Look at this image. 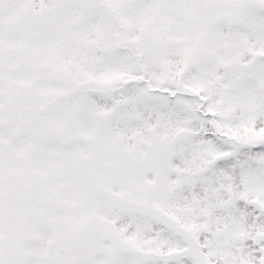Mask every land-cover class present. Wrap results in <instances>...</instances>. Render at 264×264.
<instances>
[{"label": "snow or ice", "instance_id": "obj_1", "mask_svg": "<svg viewBox=\"0 0 264 264\" xmlns=\"http://www.w3.org/2000/svg\"><path fill=\"white\" fill-rule=\"evenodd\" d=\"M0 264H264V0H0Z\"/></svg>", "mask_w": 264, "mask_h": 264}]
</instances>
